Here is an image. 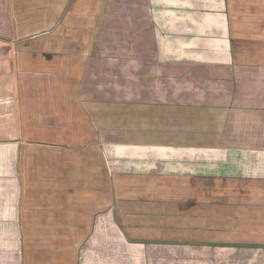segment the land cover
I'll return each mask as SVG.
<instances>
[{"label":"crops","instance_id":"0c3cea01","mask_svg":"<svg viewBox=\"0 0 264 264\" xmlns=\"http://www.w3.org/2000/svg\"><path fill=\"white\" fill-rule=\"evenodd\" d=\"M0 264H264V0H0Z\"/></svg>","mask_w":264,"mask_h":264},{"label":"rangeland","instance_id":"374dc122","mask_svg":"<svg viewBox=\"0 0 264 264\" xmlns=\"http://www.w3.org/2000/svg\"><path fill=\"white\" fill-rule=\"evenodd\" d=\"M132 115H135V114H132ZM139 117L147 118L146 122H148V120L151 119L150 117H152V115L150 113H148V114L147 113H140ZM123 123H125V125ZM134 126H135L134 118H130V120H128V121H123V122L119 121V123H118V119H115L111 116L108 120L109 137H115L116 138L115 140H112V141L121 142L124 138H122L121 135L112 136V134H113L112 132L116 131L117 133H123V132L130 133V132H128L127 127L132 129ZM121 131H123V132H121ZM129 135H131V133Z\"/></svg>","mask_w":264,"mask_h":264}]
</instances>
